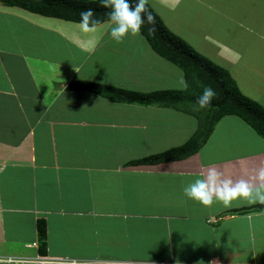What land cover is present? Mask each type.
Instances as JSON below:
<instances>
[{
    "label": "crops",
    "instance_id": "crops-1",
    "mask_svg": "<svg viewBox=\"0 0 264 264\" xmlns=\"http://www.w3.org/2000/svg\"><path fill=\"white\" fill-rule=\"evenodd\" d=\"M184 1L147 5L173 9ZM219 10L232 30L264 41V0H231ZM77 24L0 0V264H264V210L252 208L259 203L205 207L183 191L209 166L234 181L251 179L264 165V139L226 115L196 154L136 163L185 144L198 127L195 114L68 88L79 82L151 93L180 86L140 33L116 43L107 21L94 36ZM206 38L229 67L207 59L237 84L241 52ZM262 71L244 75L253 78L254 99Z\"/></svg>",
    "mask_w": 264,
    "mask_h": 264
},
{
    "label": "trees",
    "instance_id": "trees-1",
    "mask_svg": "<svg viewBox=\"0 0 264 264\" xmlns=\"http://www.w3.org/2000/svg\"><path fill=\"white\" fill-rule=\"evenodd\" d=\"M2 1L10 6H19L43 16L56 17L76 23L80 20V13L86 9H92L95 18L102 23L108 20L107 13L110 11L101 5L100 0ZM129 2L135 6L136 0H129ZM146 8L155 18V23L153 25L145 22L140 34L155 54L183 71L184 79L189 85L188 88L184 91L164 90L141 93L114 87L103 88V86L94 83L79 82L78 84L76 82L70 83L68 88L89 91L115 103L137 104L140 106L152 105L164 108L168 107L166 104L183 98L193 99L196 102L206 86H211L216 91V96L210 105L211 109H208L210 112L214 109L213 112L207 114L204 122H202V119L196 118L198 127L185 144L159 155L136 161L139 164L182 160L196 154L212 133L215 123L226 115L239 118L254 130L260 138L264 139V107L241 94L226 70L198 54L185 41L168 29L153 9L148 5H146ZM152 28L155 30L150 31ZM107 92H110V94H105ZM252 208L264 210V204H258ZM37 233L41 245L45 247L46 224L44 221L38 222Z\"/></svg>",
    "mask_w": 264,
    "mask_h": 264
},
{
    "label": "rangeland",
    "instance_id": "rangeland-1",
    "mask_svg": "<svg viewBox=\"0 0 264 264\" xmlns=\"http://www.w3.org/2000/svg\"><path fill=\"white\" fill-rule=\"evenodd\" d=\"M210 4L201 5L199 3L191 2L189 0H185L179 7H175L173 9L165 8L163 5L152 4L153 11L157 14L160 20L164 23V25L172 31L178 38L185 41L193 50L196 52L200 51L204 57L213 61L214 63L219 64L221 67L228 68L229 64L223 62L222 60L216 57V54L212 48V46L208 43L209 40L206 37L213 38L219 42L224 44L229 43L230 46H235L237 50L241 52V56L243 58L242 63L243 66L239 70L234 72L236 73L237 79V87L240 90V93L245 97L252 99L253 101L258 102L257 100L264 99V79H261L257 83V98H252V92L254 90L249 89L248 87H253L254 82L253 78H248L245 80L244 75L253 76L259 73V70H264V41H259L255 38V36H249L247 33H242L243 31L235 29L232 30V25L229 22L225 21L220 17V10H226V7H229L231 0H205ZM249 2L252 6H255L260 0H239ZM234 6L238 5L237 3H233ZM223 6V7H220ZM238 7V6H237ZM242 8L247 7H240ZM228 9V8H227ZM230 11V10H229ZM246 11V10H245ZM245 11L242 12L245 14ZM226 13V12H225ZM236 16L240 17L241 14L236 12ZM244 18V16H242ZM255 35V34H254ZM206 36V37H205ZM252 48V49H251ZM257 48V49H256ZM253 52H252V51ZM155 55V54H154ZM157 55V54H156ZM160 61V60H159ZM164 65L170 67L168 71V75L172 78L173 82H178L177 78L183 75V71L178 67L170 64L166 60L160 61ZM251 69V70H250ZM153 71L154 68H153ZM175 72L177 74V78L175 76ZM263 72V71H262ZM264 73V72H263ZM179 75V76H178ZM155 78L157 83H162V77L159 75L152 74V78ZM184 77V75H183ZM256 79L258 80V75H256ZM263 85L260 87V83ZM245 83V84H244ZM171 84V81H170ZM173 86V85H171ZM260 87V88H259ZM180 86L176 85L175 91H181ZM174 90V89H167ZM137 92V91H135ZM255 92V91H254ZM167 109L171 110H184L185 112L194 113L196 118L202 119L204 122L207 114L213 112V110L208 111L211 107L200 108L199 105L193 99L183 98L181 100H177L173 103L166 104ZM152 106V105H151ZM210 112V113H209ZM244 123L242 120H240ZM239 125V129L237 132H242L244 130V124ZM250 209L246 210L249 211Z\"/></svg>",
    "mask_w": 264,
    "mask_h": 264
},
{
    "label": "clouds",
    "instance_id": "clouds-1",
    "mask_svg": "<svg viewBox=\"0 0 264 264\" xmlns=\"http://www.w3.org/2000/svg\"><path fill=\"white\" fill-rule=\"evenodd\" d=\"M100 3L110 10L107 13V26L110 29V38L116 43H122L128 36L139 35L145 22L153 25L155 23V18L146 8L148 0H136L135 6L129 0H100ZM101 23L95 18L92 9H86L80 13L77 27L82 33L94 36ZM233 56L237 60L240 58L239 53L234 52ZM178 83L185 90L189 86L183 75L180 76ZM215 96L216 91L211 86H206L196 103L200 108L209 107ZM183 191L185 197L205 207H211L217 202L224 207H230L238 200L249 204H264V165L255 170L251 179L235 181L225 176L216 166H209L202 171L199 178L186 185Z\"/></svg>",
    "mask_w": 264,
    "mask_h": 264
},
{
    "label": "built area",
    "instance_id": "built-area-1",
    "mask_svg": "<svg viewBox=\"0 0 264 264\" xmlns=\"http://www.w3.org/2000/svg\"><path fill=\"white\" fill-rule=\"evenodd\" d=\"M121 264H129V263H121Z\"/></svg>",
    "mask_w": 264,
    "mask_h": 264
}]
</instances>
